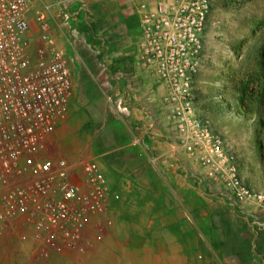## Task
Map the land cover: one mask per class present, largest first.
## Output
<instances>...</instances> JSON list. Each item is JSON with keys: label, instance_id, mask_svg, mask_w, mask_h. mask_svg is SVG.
<instances>
[{"label": "built area", "instance_id": "obj_1", "mask_svg": "<svg viewBox=\"0 0 264 264\" xmlns=\"http://www.w3.org/2000/svg\"><path fill=\"white\" fill-rule=\"evenodd\" d=\"M39 1L38 31L30 38L28 0H0V227L23 229L19 241H31L38 256L48 258L62 249L84 253L89 234L100 236L108 223L113 194L98 161L49 156L66 119L73 68L52 33L53 5ZM211 7L212 0L141 3L136 60L165 88L176 146L192 153L215 192L264 209V191L242 178L236 155L196 111L193 90Z\"/></svg>", "mask_w": 264, "mask_h": 264}, {"label": "rangeland", "instance_id": "obj_2", "mask_svg": "<svg viewBox=\"0 0 264 264\" xmlns=\"http://www.w3.org/2000/svg\"><path fill=\"white\" fill-rule=\"evenodd\" d=\"M144 1H54V21L72 64V81L76 75L86 78L77 79L78 93L69 100L66 119L55 132L63 137L62 146L71 154L72 163L97 160L102 149L115 146L111 124L122 113L110 94V77L120 76L113 73L115 70L139 65L135 58L140 29L131 31L123 13L126 5L139 7ZM204 42L202 79L217 82L219 98L230 100L227 113L233 122L256 133V151L243 145L234 153L240 174L251 186L264 191V0H212ZM240 99L250 114L237 109ZM238 139L248 142L244 135ZM203 183L205 193L218 195L208 181ZM116 196L112 197L114 203L118 202ZM225 202L229 205L212 206L217 232L211 234L221 252L231 264H264V209L254 203ZM18 235L11 231L4 238L0 236V264H92L88 259L91 243L84 253L62 249L42 258L31 241L23 243ZM16 244L21 250H16Z\"/></svg>", "mask_w": 264, "mask_h": 264}, {"label": "crops", "instance_id": "obj_3", "mask_svg": "<svg viewBox=\"0 0 264 264\" xmlns=\"http://www.w3.org/2000/svg\"><path fill=\"white\" fill-rule=\"evenodd\" d=\"M42 1L55 7V0ZM38 10L40 1L28 0L30 38L37 35ZM123 14L128 28L139 32L138 7L126 5ZM53 24L51 21L52 33L62 48L61 36ZM124 70H115L113 73L120 76L110 77V94L125 108L111 124L114 130L110 136L115 134L116 143L102 149L95 158L118 202L109 201L108 223L100 236H89L92 249L88 259L92 264H231L211 234L217 232L212 224L216 218L214 207L229 204L221 196L205 193L204 169L186 147L176 146L165 116V88L140 64ZM80 77L73 78L70 99L78 93ZM80 79L86 81L83 76ZM219 88L217 82L204 81L200 72L193 90L196 111L233 153L240 152L243 145L256 151V133L233 122L227 113L230 100L219 98ZM244 105L240 99L237 109L250 114ZM241 135L247 143L239 141ZM62 144L63 137L54 133L49 156L70 160L71 154ZM11 231L20 234L23 229L3 225L0 236L4 238ZM16 250H21L20 245L16 244Z\"/></svg>", "mask_w": 264, "mask_h": 264}, {"label": "trees", "instance_id": "obj_4", "mask_svg": "<svg viewBox=\"0 0 264 264\" xmlns=\"http://www.w3.org/2000/svg\"><path fill=\"white\" fill-rule=\"evenodd\" d=\"M244 93H246V90L244 91ZM242 100V99H241Z\"/></svg>", "mask_w": 264, "mask_h": 264}]
</instances>
